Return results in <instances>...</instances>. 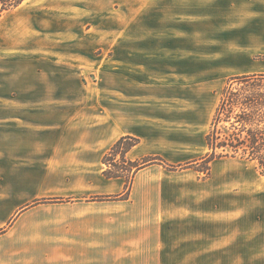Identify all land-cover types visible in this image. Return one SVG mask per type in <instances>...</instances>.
Segmentation results:
<instances>
[{
	"label": "crops",
	"instance_id": "1",
	"mask_svg": "<svg viewBox=\"0 0 264 264\" xmlns=\"http://www.w3.org/2000/svg\"><path fill=\"white\" fill-rule=\"evenodd\" d=\"M152 11L148 28L139 9L138 25L153 34L135 53L124 36L94 84L83 76L95 67L55 60L62 72L36 70L16 89L25 97L0 103L12 111L0 116V264H264L257 168L245 176L219 159L204 178L155 163L134 174L128 198H109L126 189L104 174L118 140H139L130 161L195 162L209 150L210 95L228 78L264 73L254 60L264 56V0ZM44 199L60 201L35 204Z\"/></svg>",
	"mask_w": 264,
	"mask_h": 264
},
{
	"label": "rangeland",
	"instance_id": "2",
	"mask_svg": "<svg viewBox=\"0 0 264 264\" xmlns=\"http://www.w3.org/2000/svg\"><path fill=\"white\" fill-rule=\"evenodd\" d=\"M139 9H147L143 18L149 28L154 21L150 9H222V0H28L0 21V103L17 101L18 96L21 100L25 96L18 95L16 89L27 84L28 75L33 77V72L41 69L62 72L60 63L81 65L84 70L95 67V73L83 76L85 83L94 84L105 76L107 56L113 54V49L116 54L122 53L124 36L136 40L127 47L128 52L135 53L137 38L153 34L154 30L138 25ZM124 21H130L131 27L124 30ZM75 54H92L94 62L74 61ZM254 60L264 63V56L257 55ZM224 86L207 101L212 116ZM11 112L0 110V116H10ZM210 122L203 126V132H208ZM224 168H238L245 176L256 169L254 163L241 159L222 160ZM129 171L127 175L131 176Z\"/></svg>",
	"mask_w": 264,
	"mask_h": 264
},
{
	"label": "trees",
	"instance_id": "3",
	"mask_svg": "<svg viewBox=\"0 0 264 264\" xmlns=\"http://www.w3.org/2000/svg\"><path fill=\"white\" fill-rule=\"evenodd\" d=\"M26 1L28 0H0V21ZM138 143L139 140L134 137H122L105 156V176L126 179L125 192L109 198H128L134 174L155 163L165 165L171 171L194 169L204 178H208L214 161L241 159L254 163L259 173L264 176V73L237 76L227 82L206 136L209 150L199 160L178 166L169 165L160 157L128 160L127 153ZM129 170L132 172L131 176L127 175ZM58 201L60 199H44L36 201L35 204Z\"/></svg>",
	"mask_w": 264,
	"mask_h": 264
}]
</instances>
